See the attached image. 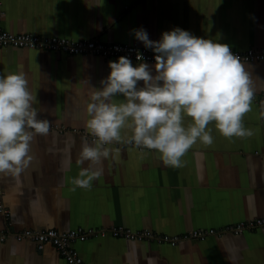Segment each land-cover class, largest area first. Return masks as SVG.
I'll use <instances>...</instances> for the list:
<instances>
[{
    "label": "crops",
    "instance_id": "0c3cea01",
    "mask_svg": "<svg viewBox=\"0 0 264 264\" xmlns=\"http://www.w3.org/2000/svg\"><path fill=\"white\" fill-rule=\"evenodd\" d=\"M0 28L71 40L95 39L145 47L132 30L149 39L180 28L193 36L244 51L264 46V0H0ZM118 58L46 49L0 47V76L23 71L46 136L31 142L29 167L18 177L0 174V230L26 228L108 232L111 227L176 235L264 218V99L244 116L250 138L227 139L212 129L213 144L197 142L182 158L184 167L163 164L159 153L113 143L90 189L70 181L81 167L91 88L110 74ZM132 61V60H131ZM151 62L132 61L133 66ZM256 95L264 94V60L243 62ZM143 82H138L142 86ZM123 99V97H117ZM189 122L186 119V123ZM128 135H131L129 132ZM86 264H264V227L242 234L209 235L175 246L95 234L73 243ZM0 264H67L57 249L27 241L0 242Z\"/></svg>",
    "mask_w": 264,
    "mask_h": 264
},
{
    "label": "clouds",
    "instance_id": "9594fccd",
    "mask_svg": "<svg viewBox=\"0 0 264 264\" xmlns=\"http://www.w3.org/2000/svg\"><path fill=\"white\" fill-rule=\"evenodd\" d=\"M132 32L156 53L155 75L147 63L133 66L127 57L109 62L110 74L100 89L91 88L86 104L85 128L93 139L83 140L77 164L87 166L70 181V191L92 187L113 143L134 145L142 155L154 150L164 165L182 168L193 145L213 144L209 124L227 139L255 134L243 122L252 110V78L229 45L178 27L162 33L159 41L150 40L142 27ZM36 99L23 71L0 76V174L18 177L33 159L34 137L49 133L50 121L39 118L33 107Z\"/></svg>",
    "mask_w": 264,
    "mask_h": 264
},
{
    "label": "built area",
    "instance_id": "2783aa9c",
    "mask_svg": "<svg viewBox=\"0 0 264 264\" xmlns=\"http://www.w3.org/2000/svg\"><path fill=\"white\" fill-rule=\"evenodd\" d=\"M1 6V1H0ZM3 13L0 11V16ZM0 47L28 48V49H46L51 51H62L71 55H98L105 58L127 57L136 62L155 63L153 50L136 45L123 43H102L95 39L71 40L57 36H39L30 33L13 34L0 28ZM235 55L241 58L242 62L263 61L264 46L259 48H248L244 51L231 50ZM137 55L143 59L137 61ZM254 94V93H253ZM264 99V94L253 95V100L259 101ZM50 129H59L57 125H50ZM49 129V130H50ZM93 137H91V140ZM0 211L5 217L8 214L4 211L0 201ZM259 227H264V218H256L248 221L228 224L222 228L198 229L176 235L156 234L148 230L131 231L123 227H111L108 232L112 236L121 237L129 240L146 241L157 244H168L175 246L177 243L188 239L204 240L209 235H220L222 233H233L235 235ZM108 232H98L93 229L75 228L68 231H57L55 229H37L26 228L19 231H12L11 228L5 227L0 230V242L13 238L16 241H27L35 245L37 249H42L44 245L50 244L59 252L60 256L67 264H86L73 247L76 241H84L89 237L104 235Z\"/></svg>",
    "mask_w": 264,
    "mask_h": 264
}]
</instances>
